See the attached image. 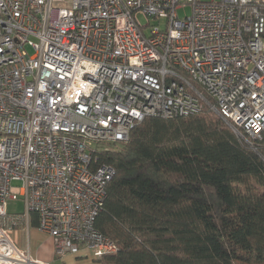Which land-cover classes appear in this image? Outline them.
Listing matches in <instances>:
<instances>
[{"label": "built area", "instance_id": "obj_1", "mask_svg": "<svg viewBox=\"0 0 264 264\" xmlns=\"http://www.w3.org/2000/svg\"><path fill=\"white\" fill-rule=\"evenodd\" d=\"M204 111L263 139L264 0H0V264H50L11 236L33 219L57 256L117 252L95 227L100 154L145 117Z\"/></svg>", "mask_w": 264, "mask_h": 264}, {"label": "trees", "instance_id": "obj_2", "mask_svg": "<svg viewBox=\"0 0 264 264\" xmlns=\"http://www.w3.org/2000/svg\"><path fill=\"white\" fill-rule=\"evenodd\" d=\"M99 161L115 173L95 227L118 247L101 262L264 264V136L210 111L145 117Z\"/></svg>", "mask_w": 264, "mask_h": 264}, {"label": "crops", "instance_id": "obj_3", "mask_svg": "<svg viewBox=\"0 0 264 264\" xmlns=\"http://www.w3.org/2000/svg\"><path fill=\"white\" fill-rule=\"evenodd\" d=\"M33 221L35 220L33 219L32 222ZM32 222L31 225L33 229L31 230V232H33V237L31 239L30 227L28 238L26 234V244H20L18 238L19 230H24V223L17 226V228H13L11 236L19 247L27 248L34 258L42 261H47L50 264H107L101 262L99 259L88 256L74 255L71 253L64 254L63 256L55 255L51 236L47 232L38 229L36 224H32Z\"/></svg>", "mask_w": 264, "mask_h": 264}, {"label": "rangeland", "instance_id": "obj_4", "mask_svg": "<svg viewBox=\"0 0 264 264\" xmlns=\"http://www.w3.org/2000/svg\"><path fill=\"white\" fill-rule=\"evenodd\" d=\"M202 1H209V0H202ZM178 15L179 17L183 18L185 15H189L191 12V6L189 3H186L184 6H181L177 9ZM139 19L142 23L146 22V19L143 16H139ZM154 22V21H151ZM27 52L29 54H32L34 52V49L31 46H27ZM7 209L10 213H18V214H22L23 210H24V204L23 201L21 199V197H19L18 199H10L7 201ZM30 232L33 229L32 225L30 224ZM42 231V230H41ZM15 235V234H14ZM33 237V232H31V239ZM18 238H19V243L21 244H26L27 238H26V232L22 229L19 230L18 232Z\"/></svg>", "mask_w": 264, "mask_h": 264}]
</instances>
